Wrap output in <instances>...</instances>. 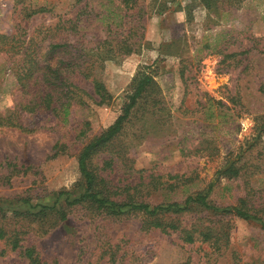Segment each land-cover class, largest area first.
I'll return each instance as SVG.
<instances>
[{
	"label": "rangeland",
	"instance_id": "obj_1",
	"mask_svg": "<svg viewBox=\"0 0 264 264\" xmlns=\"http://www.w3.org/2000/svg\"><path fill=\"white\" fill-rule=\"evenodd\" d=\"M205 1L0 0V117L12 124L0 126V199L50 205L57 192L75 190L79 151L120 114L146 67L152 84L91 159L96 175L115 200L149 205L180 204L211 184L210 204L241 199L264 223V0ZM46 63H60L66 78L50 104L68 102L65 120L43 111L38 69ZM92 77L109 93L106 105L97 104ZM229 166L237 176L226 180L220 172ZM64 212L65 220L13 219L8 209L0 224L43 264H230L232 254L236 264H264V230L253 221L196 210L160 218L178 227L161 230L142 227L138 212L111 216L87 204ZM218 219L225 235L216 250L199 229L183 242L180 229ZM0 264L26 261L1 240Z\"/></svg>",
	"mask_w": 264,
	"mask_h": 264
},
{
	"label": "trees",
	"instance_id": "obj_2",
	"mask_svg": "<svg viewBox=\"0 0 264 264\" xmlns=\"http://www.w3.org/2000/svg\"><path fill=\"white\" fill-rule=\"evenodd\" d=\"M133 0H120V3L126 7L131 4ZM204 6H207L206 1ZM34 11L31 12V14ZM2 38L0 44L3 46ZM64 45L53 44L50 45V48L59 49L63 48ZM130 49H126L125 54L129 53ZM60 63L58 65H53L52 67L46 63L38 71H41L43 82L45 84V89L47 90L45 106L42 107L43 111L49 113H59L62 115V120H65L68 114V102L61 103L58 108L56 106L50 107L51 100H56L53 93L55 94L57 88H61L63 83L66 81V78L60 75ZM32 68V67H31ZM146 67L139 69L132 79L131 89L128 94L125 95V103L121 108L120 114L116 116L111 125H109L103 132L97 135L95 138L87 142L82 149L79 151L76 159L77 170L79 175V181L75 190L70 192L60 191L57 192L53 201L50 205L37 203V205L31 206L28 198H17L14 201L9 199H0V220L3 219L4 210H11L13 219L18 216H45L48 213H52L58 217L59 220H65L66 214L64 208L79 205L87 204L93 206L96 210H105L108 215L116 216L119 214H125L128 211L141 213L146 217V221L142 223L144 228H158L171 230H178L176 224H166L160 221V218L164 216H179L182 214H188L192 211L204 212L205 217L209 218H221V217H235L243 221H253L260 225V228L264 230V223L259 218L250 215L247 213L244 201L238 199L236 205H225V206H214L207 201L209 192L211 191V184L208 185L207 189L202 193H196L194 195L187 196L184 200L178 203H166V204H156L149 205L147 203H136L132 200H115L114 195L116 193L110 191V188L107 186V182L96 175L94 170L91 168L90 162L91 159L101 152L105 146L114 138L115 135L120 131L123 123L128 117L129 111L135 105L137 99L141 97L142 93L146 90L150 84H152V79L149 73L145 72ZM52 74V77H47L46 74ZM31 75V69L28 67L25 69L23 77L28 79ZM17 80H20L19 77H16ZM94 95L98 98V105H106L111 97L109 93L105 90L101 81L97 78L92 77L91 79ZM68 89H72L71 94L76 96V92H79L71 84H66ZM66 90V93H69V90ZM80 104V101H78ZM0 126H12L9 117L3 118L0 117ZM264 127V125H263ZM55 149V147H54ZM55 155V153H54ZM22 173H26L30 167L20 166ZM220 176L226 180L237 176V170L233 169L231 166L227 167L225 170L220 172ZM59 204V206H57ZM38 208L37 211L31 213V209ZM21 210V211H20ZM220 221L218 222H207V224L190 226L189 229H180L179 233L183 235V242L190 244L193 243V234L199 229L197 237L201 236L203 242L212 241L213 243L210 247L215 248L219 247L217 242L225 235V232L221 230ZM210 225V226H209ZM4 241L6 246L11 251H18L21 258L26 261V264H43L37 251L33 247H23L19 242L16 232L13 234H7L2 225L0 224V241ZM230 264H236L235 258H233Z\"/></svg>",
	"mask_w": 264,
	"mask_h": 264
}]
</instances>
